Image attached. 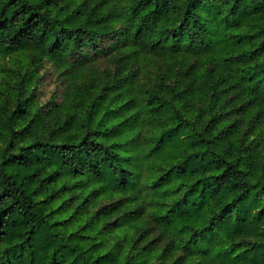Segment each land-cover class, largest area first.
<instances>
[{
  "label": "trees",
  "instance_id": "1",
  "mask_svg": "<svg viewBox=\"0 0 264 264\" xmlns=\"http://www.w3.org/2000/svg\"><path fill=\"white\" fill-rule=\"evenodd\" d=\"M17 53L0 264H264V0H0Z\"/></svg>",
  "mask_w": 264,
  "mask_h": 264
},
{
  "label": "rangeland",
  "instance_id": "2",
  "mask_svg": "<svg viewBox=\"0 0 264 264\" xmlns=\"http://www.w3.org/2000/svg\"><path fill=\"white\" fill-rule=\"evenodd\" d=\"M24 60H25V55H23L22 53H17V54L8 56V57H0V87L1 88L3 86L2 82L7 78L6 75H7L8 69L17 68L20 63L24 62ZM86 67L88 71L83 72L79 70L78 73L76 74L77 79H84V75L88 73L89 71H94V70L102 71V70L110 69L111 68L110 56L109 55L101 56L97 60L88 63ZM46 69L49 72H52L54 70L53 66L51 65H47ZM44 79L46 80V84L44 85V88H43L44 97H41V99L48 98L50 94L53 91H55L56 87H59V85L54 82V78L50 76V74H47L46 76H44ZM57 91L60 92L61 88ZM176 257L177 255L171 256L168 263L175 260Z\"/></svg>",
  "mask_w": 264,
  "mask_h": 264
}]
</instances>
